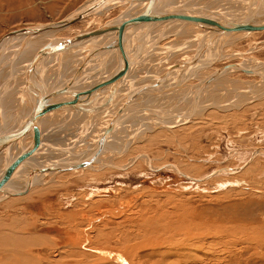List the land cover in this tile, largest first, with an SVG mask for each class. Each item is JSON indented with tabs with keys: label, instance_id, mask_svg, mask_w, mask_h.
Returning <instances> with one entry per match:
<instances>
[{
	"label": "rangeland",
	"instance_id": "obj_1",
	"mask_svg": "<svg viewBox=\"0 0 264 264\" xmlns=\"http://www.w3.org/2000/svg\"><path fill=\"white\" fill-rule=\"evenodd\" d=\"M90 1L0 0V38L17 28L63 19ZM170 2L171 4H167L168 7L174 5L181 9L199 7V10L207 13L203 9L205 8L213 16L215 11H218L233 22L253 13L259 0H170ZM184 3L187 5L183 6ZM128 5L124 1L114 2L109 8L107 7L108 10L104 8L102 12L100 11V15L87 17L71 25L73 30L69 29L70 27L62 29H65L66 33L72 32L71 37L81 31H91L115 19L118 14L119 17ZM136 5L125 10L127 15H134ZM142 9L145 10V6ZM120 20L122 22L128 19L121 17ZM158 25L142 27L128 37L129 53H134L133 56H136L135 52L141 51V54L135 57L139 59L133 62L123 88L117 89L109 103L104 104L105 97L97 100L95 105L98 108L89 110L90 113L84 111L81 115H77L75 113H80L79 111L74 113L58 111L64 116L53 114L52 119L48 118L49 115L40 119L39 124L43 127L45 140L69 147L70 151L60 153L63 149L68 150L61 148L60 151L51 150L52 154H49L50 150L47 149L50 147L46 142L47 145L43 144L45 147L42 145L43 149L41 147V152L39 151L35 157L47 158L46 160H52V163H65L64 161L71 158H83L103 138L101 136L108 131L113 121L119 120L120 114L125 109L128 110L133 104L149 105L155 109L135 108L133 114L137 113L140 116L136 114L133 117H131L132 110H128L131 115L125 116L123 119L126 122L122 119L123 121L118 125L122 130L116 127L109 136L103 155L95 156V160L85 168L46 173L42 176L40 174L36 178L33 177L31 183L27 181L28 178H24L26 176L24 174L16 178L13 186L16 184V188L25 187L26 183H29V188L12 196L0 194V234L5 232V235H12L14 232L13 236L15 235L17 239L25 240L27 245H30L29 240L33 241L34 244H31L33 247H40L38 249L45 250L51 257H55L59 249H63L62 246L57 248L53 244L58 245L62 242L64 244L66 234H78L80 241L74 242L77 254L72 252L65 259L78 261L79 264H117V262L121 264L120 257H124L121 251L126 244H132L134 252L129 256L131 259L125 260V264H152L159 257L164 260L160 264H176L178 262L175 258L170 256L169 259L164 258L162 251L166 244L161 245L160 250L153 249L151 245L146 246L147 237L150 240L156 234L172 232L171 228L177 225L181 217L190 214L193 210L196 212L203 210L211 219L208 217L210 220L207 221L205 218H200L206 222L202 234L211 233L216 236L212 242L219 245L227 242L225 233L222 235L217 233L220 223H232L237 228L242 227L244 234L248 233L245 237L243 234L240 235L241 238H246L242 240L245 247L240 250V256L222 264H264V69L262 67L258 69L259 66L264 65V29L216 37L215 40L213 39L216 44L210 43L215 47L210 46L202 51L203 44H209L210 39L209 34L206 36V29L181 20ZM155 27L157 28L154 33ZM62 29L55 30L56 39L64 33ZM108 34L109 32L106 35ZM34 38L29 37L27 41L26 38L19 37L8 42V46H12L10 49H4L0 57V60L5 58L8 64L4 65L1 60L0 73L9 75V71H3L4 68L13 72L19 67L26 66L28 63L26 59L32 58L37 53L33 47H30L39 43ZM109 41L113 42L114 39L108 38L103 42L105 44L102 47L108 45ZM99 49H95L97 54L94 55L93 50H90L92 52L88 49L80 50L78 52L82 55L75 58H84L88 53L94 58L95 55H100ZM199 50L202 51L201 55L205 53L202 59L200 55L199 61L188 69L174 71L176 64L190 60ZM208 50L209 52L212 50L213 53H209ZM109 52L117 55L119 53L117 50H106L104 53ZM62 55H51V57L62 58ZM101 57L103 55L94 60L96 63L88 72L91 73L101 63L104 64L102 72L105 71L106 58ZM20 60L24 62H19ZM46 62L48 60H44L39 65L42 72L43 69L46 71L40 77L43 90L61 88L67 82L62 81L66 78L62 72L63 64L44 66ZM203 63H206L205 66ZM230 63L237 64L239 68L247 67L251 72L241 71L238 67H233L220 75L215 72L216 69ZM77 64L73 62L70 65L66 64V73L73 74L69 80L76 81L69 88L77 89L91 79L93 81L97 77L101 79L102 72L98 70V73L91 78L88 77L87 70L83 71L84 74L80 75L83 77H80L78 70L81 66L76 71ZM89 65L91 63L88 62L84 70ZM192 70L197 76H193L195 74ZM189 71L192 72L191 76ZM24 72L25 70H22V73ZM171 72L174 73L165 80L166 84L163 83V87L153 90L159 85V82H154L155 79ZM213 73L219 77L215 80L211 79L209 83L206 82ZM205 75L208 78L206 76L205 79ZM20 78L19 76L17 80L19 81ZM184 78L187 81L182 82ZM22 82L20 80V83ZM15 84L12 86L13 90L10 86L4 87L3 92L0 89L2 93L6 91L2 95L0 105L2 115L5 117L9 115L8 123L13 121L12 117H16L15 114L14 116L10 113L18 110L20 104L27 99L26 95L17 98L12 93L15 91L18 94ZM129 84L140 93L148 91L146 93H149V98L146 100L143 94L131 97L127 95ZM17 85L22 84L17 83ZM151 88L152 91H149ZM159 94L162 97L159 98ZM127 96L130 99L128 104L131 106L117 108ZM157 107L163 109L156 111ZM156 112L159 116L155 114ZM170 112H174L173 115ZM73 114L77 117L75 118ZM151 114L155 115L151 116ZM172 116L174 119L171 118ZM0 123H2L1 119ZM56 129L59 132L55 131ZM29 140L28 136L24 143L27 144ZM45 163L43 161V164ZM154 221L156 224L152 225ZM145 229L149 232L144 231ZM180 237L175 236L170 244L176 243ZM141 240L144 246L140 245ZM82 244H86L87 247L82 248ZM91 248L98 251L95 252ZM104 254L112 261L102 258Z\"/></svg>",
	"mask_w": 264,
	"mask_h": 264
},
{
	"label": "bare ground",
	"instance_id": "obj_2",
	"mask_svg": "<svg viewBox=\"0 0 264 264\" xmlns=\"http://www.w3.org/2000/svg\"><path fill=\"white\" fill-rule=\"evenodd\" d=\"M101 2L98 6H97V8H95L88 16H86V17H84V18H82V19H85V18H87V17H93V16H96V14H101V12H102V10L105 8H109V5L110 4H112V3H114V2H121V1H124V2H126L127 4H129L128 6H127V8L125 9V10H129L130 8H133L134 6H135V4H137L136 5V9H135V11H134V15L133 16H129V15H127V12L124 10L121 14H120V16L118 17V15H117V17L114 19H112V20H110L108 23H106V24H104L103 26H105V25H107V24H114L113 23V21L114 22H121V20H120V18L122 17V18H124V19H129V18H132V17H135V16H137V14L138 13H142L144 10L142 9L144 6H145V9H146V7L149 5V1L148 0H91L90 2H88L86 5H83L81 8H78V10H76V11H74L73 13H71V14H69V15H67L65 18H63V19H60V20H56V21H52V22H50V23H53V22H60V21H64L65 19H67V18H70V17H72V16H74L75 14H77V13H79V12H81V11H83V10H85V9H88V8H90L91 6H93V5H95L96 3H98V2ZM161 0H159V1H157V0H153V3H152V5H154L153 6V8H154V10H156V11H160V12H166L165 10H170V9H176V7H175V5L174 6H170V7H168L167 6V4H171V2L169 3H167L164 7H163V9H164V11H162L163 9L162 8H160L159 9V2H160ZM257 1V0H256ZM186 6L187 4L186 3H184L183 4V6ZM263 6H262V8H263V11H264V0H263V4H262ZM108 8H107V10H108ZM204 10H205V8H203ZM186 11H191V12H188V14H205V13H203L204 11L203 10H199V7H192V9L191 8H187V9H185ZM101 11V12H100ZM192 12H195V13H192ZM209 15V17H211V18H214V19H217V20H222V18H219L220 16H217L218 14H217V12H215V14H214V16L213 15H210V14H208ZM82 19H79V20H77V21H75V22H73V23H71V24H69V25H66V26H62V27H58V28H54V29H49V30H45V31H39V32H26V33H19V34H15V35H11V36H8V37H5V35L7 34H4L1 38H0V57H2V51L4 50V49H6V48H9L10 49V47L12 46V45H10V47L8 46V44L12 41V40H16V39H18L19 37H22V39L23 38H26V40L27 41H29L28 40V38L29 37H35L34 39L35 40H38V42L39 43H37V44H34V45H32V46H30V47H33L35 50V52H37L42 46H44L45 44H47L48 42H53V41H56V40H61V39H64V38H70L71 36H72V32H70V33H68V35H67V33L65 32V29L66 28H69L71 25H73V24H75V23H77V22H79V21H81ZM124 21V20H123ZM170 21H174V20H168V21H164V22H162V24L163 23H166V22H170ZM181 21H184V20H181ZM239 21V20H238ZM260 22H263V20H261ZM50 23H46V24H40V25H32V26H26V27H22V28H28V29H32V30H36V29H38V28H40V27H43V26H45V25H47V24H50ZM150 23H152V22H150ZM149 23V24H150ZM188 23H190V22H188ZM145 24H148V23H145ZM159 25H161V24H159ZM158 25V26H159ZM103 26H100V27H103ZM148 26V25H147ZM151 26H154V25H151ZM72 27V26H71ZM69 28V29H72L73 30V28ZM100 27H98V28H100ZM62 28H65V29H62ZM98 28H95V29H98ZM157 27H155L154 29H153V32L155 33V29H156ZM17 29H21V28H17ZM17 29H14V30H17ZM59 29H62L63 31H64V33L60 36V37H58V39H56L54 36H55V34H56V32H55V30H59ZM95 29H93V30H95ZM14 30H11V31H14ZM93 30H91V31H93ZM11 31H9V32H11ZM253 31H255V30H253ZM8 32V33H9ZM86 32H90V31H86ZM127 32V31H126ZM81 33H85V32H78V33H76V35H78V34H81ZM108 33V32H107ZM107 33H104V34H99V35H97V36H93V37H91V38H89V39H84V40H81V41H77V42H75V43H73V45H71L69 48H67V49H65V50H63V51H60V52H56V53H53V54H49L48 56H50V58H41L38 62H36V64L33 66L34 68H32L31 66H30V64H31V62H32V60H33V57L32 58H29V59H26L27 60V64H26V66L25 67H23V68H21V67H19V68H17L16 70H14L13 72H11L9 69H3V71L4 70H7V71H9V75L8 74H2V73H0V89H1V91L3 92V90H4V87H9L10 86V89H14V88H12V86L15 84V88L17 89V92H18V94L15 92V91H13L12 93H14V95L17 97V98H23V97H25V95L27 96V99L25 100V101H23L20 105H21V107L18 109V110H15V111H13L12 113H10V114H15L16 115V117L15 118H13L12 117V120L13 121H10L9 123H8V117H9V115L8 116H3L2 115V112H1V105H0V119H1V122L2 123H0V136H2V135H5V134H9V133H11L12 131H14V130H16V129H21L22 128V126H24L25 125V121H26V119H27V117H28V115H29V113L31 112L30 111V109H31V105H29V102H30V100H29V96H31L32 97V99H34L35 97H34V95L31 93V91H28V90H26V87H25V85L27 84V78H28V76H29V69L32 71V69H33V73L31 72V74L30 75H32L33 74V76L30 78L31 80H32V82L34 83V85H37V88L38 89H36V90H39L40 89V91L43 93V88H42V86H41V80H40V77H41V74H43V72H46L45 71V69H43V72H42V69L39 67V65H40V63L41 62H44V60H48V62H46V63H44V66H46V65H50L53 61H57L58 63H56V65L58 66H62V64H63V70H62V72H63V75H66L65 77L67 78L66 79V81L67 82H70V78L71 77H73V74H69V73H66L67 72V65L66 64H68V65H70V63H72L73 62V64L74 63H78V61L80 60V59H83L82 60V62H84V58H89L90 56H93L94 54H97L96 52H97V50H95V49H97V48H100L99 49V51L98 52H100V50H101V48H102V45H104L105 43H103V42H105V40H107L108 38H111V39H115V36H116V32H109V34L108 35H106ZM126 34V33H125ZM151 34H152V32H151ZM138 35V34H137ZM137 35H135V36H137ZM153 35V34H152ZM206 36H207V34H206ZM211 36V35H210ZM209 36V37H210ZM52 38H54L55 40H53ZM147 38V37H146ZM129 39V38H128ZM214 40H215V38H214ZM214 40H212L211 41V44H216L215 42H214ZM128 40H126V42H125V44H124V51H125V55H126V57L127 58H129L130 60H129V62H130V64H131V66L129 67V69L126 71V73L123 75V77L121 78V79H126L127 80V78L129 77V75L128 74H130V72H131V67H132V65H133V62L134 61H136L137 59H139V58H135V57H139L140 56V54H141V51H136L135 52V50H134V52L135 53H137V55L136 56H133L134 55V53H129L130 51H128V48H127V42ZM142 41V40H141ZM207 41V40H206ZM9 42V43H8ZM16 42V41H15ZM57 42V41H56ZM212 42H214V43H212ZM98 43H102V44H98ZM109 43H113L112 41H109ZM210 44V46H212ZM208 44L207 43H204L203 44V51H204V49H205V47L207 46ZM105 46H107V45H105ZM105 46H103V47H105ZM141 46V45H140ZM210 46L208 47V48H210ZM213 48L215 47V46H212ZM21 49V48H20ZM86 49H88L89 51L90 50H93V55L90 53H88V55H86L84 58H75V57H77V56H80V55H82V53H80V52H78V51H80V50H86ZM112 49H114V50H117L118 52H119V50H118V48H112ZM108 50V49H105L104 50V52L106 51V50H108V51H114V50ZM139 49V48H138ZM18 50V49H17ZM17 50H16V52H17ZM132 50V49H131ZM143 50V49H142ZM207 50V49H206ZM213 50V49H212ZM212 50H211V52H212ZM90 52H92V51H90ZM102 53V55H103V57L104 58H106L105 60H106V67H105V71L104 72H102V69L104 68V64L102 65V63L101 64H99V65H97L98 67H99V71L100 72H102V76L100 77L101 78V81H105V80H107L108 78H109V74L113 71L112 69H114L115 67L114 66H116V64H117V66H118V64L119 65H121V55H120V53H118V55L117 54H115L114 52L112 53V52H109V53ZM133 52V51H132ZM208 52H209V50H208ZM211 52H209V53H211ZM62 53L64 54V55H62ZM213 53V52H212ZM101 54V53H100ZM105 54H107V55H105ZM138 54H139V56H138ZM203 54L205 55V53L203 52ZM203 54L201 55V59L204 57L203 56ZM31 55V54H30ZM29 55V56H30ZM51 55H54V56H59V55H62V58H61V56H60V58H55L54 56V58H52L51 57ZM101 55V56H102ZM47 56V57H48ZM119 56V57H118ZM28 57V56H27ZM103 57H101V58H103ZM17 58V57H16ZM16 58H13V60H15V61H17L16 60ZM65 58H71V59H67V60H65V62H63L64 61V59ZM103 58V59H104ZM209 58H211V57H209ZM63 59V60H62ZM96 59V58H95ZM95 59H92L91 61H94ZM200 59V58H199ZM1 60H2V58H1ZM1 60H0V62H1ZM8 60H9V58L7 59V62H8ZM25 60V61H26ZM58 60H60V61H58ZM102 60V59H101ZM207 60H208V58L206 59V62H207ZM247 60V59H246ZM31 61V62H30ZM199 61V60H198ZM210 61V60H209ZM2 62H4V65H7L8 63H6V60H5V58L2 60ZM19 62H24V60H20ZM94 62H96V61H94ZM103 62V61H102ZM98 63V62H97ZM247 63V62H246ZM88 64V63H87ZM86 64V65H87ZM95 64V63H94ZM204 64V63H203ZM206 64V63H205ZM205 64H204V66H205ZM245 64V63H244ZM250 64V63H249ZM257 64V63H256ZM55 65V66H56ZM243 65V64H242ZM246 65V64H245ZM261 65V64H260ZM200 66V65H199ZM202 66V65H201ZM200 66V67H201ZM204 66H202V67H204ZM259 66V65H258ZM98 67L97 68H95L93 71H97L98 70ZM200 67H199V69H200ZM235 67H238V66H235ZM250 67V66H249ZM260 67H262V69H264V65H261V66H259L258 67V69L260 68ZM89 68H90V65L87 67V69H85L84 71H86L87 70V73H88V77H90V75L93 73V71L90 73V72H88V70H89ZM239 68V67H238ZM240 68H244V69H247V67H244V66H241ZM47 69H49V68H47ZM186 69H188V68H186ZM192 69H194V68H192ZM195 69L197 70V68L195 67ZM194 69V70H195ZM224 69V68H223ZM233 69V68H232ZM257 69V68H256ZM262 69H260V70H262ZM22 70H25V72L24 73H22ZM51 70V69H50ZM104 70V69H103ZM185 70V69H184ZM195 70V71H196ZM217 71H215L216 73H218V75H220L221 73L223 74V72L224 71H227V70H231V67H228V69L226 68V69H224V70H221V69H216ZM248 70H250V69H248ZM37 71V72H36ZM52 71V70H51ZM91 71V70H90ZM109 71H110V73H109ZM179 71V70H178ZM177 71V73H179ZM193 71V70H192ZM199 71V70H198ZM197 71V72H198ZM202 71V70H201ZM2 72V71H1ZM11 72V73H10ZM35 72H36V74H35ZM73 72V71H72ZM83 72V71H82ZM81 72V73H82ZM182 72V71H181ZM194 72V71H193ZM264 72V71H263ZM4 73V72H3ZM37 73H38V76H37ZM171 73H173V72H171ZM171 73H169V74H167V75H162V76H158V79H155V81L154 82H159V85H156L155 86V88H153V90H155V89H157V88H161V86L163 85V83H165V81H164V77H168V76H170V74ZM190 73H192V72H190L189 71V76H191L190 75ZM201 73V72H200ZM211 73V72H210ZM257 73V72H256ZM21 74V75H20ZM44 74H46V73H44ZM52 74V73H51ZM194 74H195V72H194ZM8 75V76H7ZM47 75V74H46ZM80 75V74H79ZM111 75V74H110ZM175 75H176V72H175ZM199 75V74H198ZM7 76V77H6ZM21 77L20 78V80L21 81H23L22 83H20V80L18 81L17 80V78L18 77ZM93 76H95L94 74L91 76V77H93ZM133 76V75H132ZM142 76V75H141ZM164 76V77H163ZM193 76H197L196 74L195 75H193ZM206 76L207 75H205V79H206ZM39 77V78H38ZM87 77V76H86ZM219 76H217L215 73H213V74H211L210 75V77L208 78V76H207V81L206 82H210V80L211 79H213V80H215L216 78H218ZM98 78V77H97ZM135 78H137V77H135ZM141 78V77H140ZM146 78V77H145ZM148 78V77H147ZM174 78V77H173ZM186 78H187V76H186ZM191 78V77H190ZM99 79V78H98ZM103 79V80H102ZM138 79V78H137ZM36 80V81H35ZM77 80V79H76ZM100 80V79H99ZM142 80H143V77H142ZM144 80H146V79H144ZM202 81H203V79H201ZM44 81V80H43ZM94 81H96V79L94 80ZM92 79L90 80V81H88V82H86V83H83V85H81L79 88H73V89H75V90H79V91H84V90H87V89H90V88H94L95 86L97 87V85L95 84L96 82H94ZM100 81V82H101ZM123 81V80H122ZM184 81H187V80H185V78L183 79V81L182 82H184ZM37 82V84H35ZM100 82H98V83H100ZM103 82H101V84H103ZM168 82V81H167ZM17 83H19V84H22V85H17ZM97 83V84H98ZM121 83V82H120ZM125 83V82H124ZM176 83V82H175ZM178 83V82H177ZM203 83V82H202ZM67 84V83H66ZM95 84V85H94ZM100 84V85H101ZM121 84H123V83H121ZM166 84V83H165ZM207 84V83H206ZM207 85H209V84H207ZM216 85V84H215ZM133 86V85H132ZM135 86H137V85H135ZM199 86V85H198ZM130 87V86H129ZM163 87V86H162ZM200 87V86H199ZM199 87H197V88H199ZM46 88V87H45ZM204 88V87H203ZM201 89V88H200ZM28 91V92H27ZM150 91H152V88L150 89ZM201 91V90H200ZM2 92H0V102H1V99L3 98V96L2 95H4L5 94V92L4 93H2ZM39 92V91H38ZM74 92H78V91H74ZM147 92V91H146ZM152 93V92H151ZM162 93H164V92H162ZM162 93H161V95H162ZM196 94V93H195ZM148 95V94H147ZM160 94H159V98H160V96H161ZM181 95V94H180ZM198 95V94H197ZM63 96H74V93H69V94H66V95H61V96H59V99L60 98H64ZM115 96V95H114ZM113 96V97H114ZM143 96L145 97L146 96V94H143ZM150 96V95H149ZM149 96H146L145 98H146V100H147V98H149ZM163 96V95H162ZM161 96V97H162ZM184 96V95H183ZM194 96V95H193ZM199 96H200V94H199ZM106 96H98V97H96V98H91L90 100H88V101H81L80 103H82V102H84V104L82 103V104H80V103H78V106L79 107H87V105H88V107H90L91 109H96L97 108V106L95 105L96 104V102H97V100H99V99H104ZM66 98V97H65ZM164 98V97H163ZM198 98V97H197ZM55 100H57V97L55 98ZM67 100V99H66ZM71 100V99H70ZM114 100V99H113ZM159 100L160 99H158V102H159ZM162 100V99H161ZM193 100H194V98H193ZM201 100V99H200ZM199 100V101H200ZM35 101V99L32 101V102H34ZM64 101V100H63ZM68 101V100H67ZM195 101H196V99H195ZM198 101V100H197ZM141 102H143V100L141 101ZM201 102V101H200ZM147 104H148V102H146ZM152 103V102H151ZM30 104H32V103H30ZM153 104V103H152ZM158 104V103H157ZM156 104V105H157ZM196 105V104H195ZM195 105H193V106H195ZM198 105H199V103H198ZM96 106V107H95ZM149 106V105H148ZM146 106L145 107V105L143 106V105H134L133 104V106H131V107H129L128 109L129 110H132V115L130 114V112H128V110H125V111H123V113H121L120 114V116H119V120H117V121H114V123H115V125L113 126L114 128H112V130H110V131H106V132H104V134H103V138H101V140L96 144V145H94V147H93V155H96V153H97V149L99 148V146H101V150H100V152H99V154L98 155H100V154H102V152L104 151V149L107 147V145H108V141H109V139H110V137L109 136H111L113 133V131L114 130H116V127H118V129H119V123L120 122H122L124 119H125V116H129V115H131V117H133V115H136V114H133V113H135V112H133V110L135 109V108H139V107H143V109H148V110H153V109H155V108H151V106ZM159 106V105H158ZM93 107V108H92ZM196 107H197V105H196ZM198 107H200V106H198ZM142 109V108H141ZM197 109V108H196ZM13 110V109H12ZM57 110V109H56ZM60 110H64V111H67V112H72L73 111V113H74V110H72V109H70V110H68V109H60ZM170 110V109H169ZM51 111H53V110H51ZM140 111V110H139ZM145 110H143V112H144ZM156 111H160V109H159V107H157V110ZM91 112V111H90ZM89 112V113H90ZM126 112V113H125ZM138 112V111H137ZM143 112H141V114L142 115H144L143 114ZM146 112V111H145ZM149 112V111H148ZM154 112V111H153ZM187 112H188V110H187ZM187 112H186V114H187ZM47 113V112H46ZM174 113V112H173ZM173 113H171L170 112V114H172L173 115ZM178 113V112H177ZM146 114V113H145ZM155 114H158V116H159V113H155ZM154 114V115H155ZM176 114V113H175ZM180 114H182V113H180ZM185 114V113H184ZM12 115V116H13ZM14 115V116H15ZM74 115V114H73ZM90 115V114H89ZM138 115V114H137ZM154 115H152L151 114V116H154ZM44 116V115H43ZM69 116V115H68ZM138 116H140V115H138ZM162 116H160V118H161ZM174 116H172L171 118H173ZM185 117V116H184ZM4 119V122H3V119ZM124 118V119H123ZM130 118V117H129ZM147 118V117H146ZM149 118H151V117H149ZM157 118V117H156ZM160 118H158V119H160ZM181 118V117H180ZM187 118V117H186ZM16 119V120H15ZM123 119V120H122ZM137 119V118H136ZM153 119V118H152ZM158 119H156L157 120V122H158ZM162 119V118H161ZM161 119H160V121H161ZM166 119V118H165ZM170 118H168V120H169ZM174 119V118H173ZM10 120V119H9ZM15 120V121H14ZM75 120V119H74ZM65 121V120H64ZM125 121V120H124ZM148 121V120H147ZM155 121V120H154ZM166 121V120H165ZM68 122V121H67ZM85 122V121H84ZM126 122V121H125ZM150 122V121H149ZM163 122V121H162ZM162 122H160V123H162ZM173 122V121H172ZM10 123H11V125H10ZM88 123V122H87ZM90 123V122H89ZM16 124V125H15ZM39 124V123H38ZM68 124V123H67ZM74 124V123H73ZM159 124V123H158ZM163 124V123H162ZM174 124V123H173ZM172 124V125H173ZM179 124V123H178ZM146 125H149V124H146ZM17 126V127H16ZM39 126H40V130H41V147H42V149H43V144H46L47 145V143L46 142H48V141H46L45 140V137H46V135L43 133V128H42V126L39 124ZM73 126V125H72ZM89 127V126H88ZM124 127V126H123ZM146 127V126H145ZM149 127V126H148ZM167 127H169V126H167ZM63 128V127H62ZM72 128V127H71ZM122 128V127H121ZM119 129V130H122V129ZM73 129V128H72ZM88 129V128H87ZM109 129V128H108ZM107 129V130H108ZM66 130V129H65ZM139 130V129H138ZM144 130H145V128H144ZM55 131H57V129L55 130ZM90 131V130H89ZM101 131V130H100ZM57 132H59V131H57ZM61 133V132H60ZM74 133V132H73ZM87 133V132H86ZM47 134V133H46ZM57 134V133H56ZM55 134V135H56ZM65 134V133H64ZM85 133H83V135H84ZM44 135H45V137H44ZM53 135L54 134H52V137H53ZM30 137V140H29V142L26 144V143H24V140L25 139H27V137ZM49 136H50V134H49ZM79 136V135H78ZM80 136H82V135H80ZM79 136V137H80ZM87 136V135H86ZM88 136H89V133H88ZM118 136V135H117ZM142 136V135H141ZM48 137V136H47ZM109 137V138H108ZM54 138V137H53ZM56 138V137H55ZM59 138V137H58ZM108 138V139H107ZM22 139V140H21ZM72 139V138H71ZM81 139V138H80ZM32 140H33V131L32 130H27L26 132H25V134H23L18 140H16L15 141V143L13 142V143H11V145H9V146H7V147H5V148H3V149H1L0 150V174L3 172V170L6 168V166L7 165H9L12 161H14L16 158H17V156H19V154L22 152V151H24L26 148H28V146L32 143ZM53 141V140H52ZM73 141V140H72ZM45 142V143H44ZM50 142V141H49ZM48 142V143H49ZM116 142V141H115ZM60 143V142H59ZM69 143V142H68ZM84 143V142H83ZM82 143V144H83ZM117 143V142H116ZM119 143V142H118ZM122 143V142H121ZM61 144V143H60ZM43 145V146H42ZM104 145V146H103ZM121 145V144H120ZM12 146H14L13 148H12ZM41 147H39L31 156H29V157H27L26 159H25V161L23 162V164H21L16 170H15V172L13 173V175L11 176V178H10V180L6 183V185L4 186V188H3V190L2 191H0V194H7V196H12V195H14V194H18V193H20V192H22V190H23V192H24V190H27L28 188H29V183H26V185H25V187H15L16 186V184H15V186H13L14 185V182H15V179L16 178H18V177H20V176H24V175H26V176H24V178H28V182H32V180H34L33 179V177L34 178H36V176H39L40 174H41V176H42V174H46V173H52V172H60V171H64V170H59V169H57V170H47V171H44V172H38V170L39 169H41V168H45V167H50V166H53V167H55V168H62L63 166V164H59L58 162H54V163H52L51 161L52 160H46L47 158H39V159H36V155L39 153V151L41 150ZM45 147V146H44ZM48 147H50V148H48L47 149V147H46V149L49 151L48 153L49 154H52V151L51 150H58V151H60V149L61 148H67V147H65V146H59L58 144H53L52 142L51 143H49V145H48ZM88 148H90V147H88ZM45 149V148H44ZM45 149V150H46ZM67 149H69V147L67 148ZM72 149V148H71ZM64 150V149H63ZM63 150H61V151H63ZM60 151V152H61ZM109 151V150H108ZM126 151V150H125ZM11 152V153H10ZM41 152V151H40ZM55 152V151H54ZM57 152V151H56ZM55 152V153H56ZM65 153V152H64ZM108 153V152H107ZM110 153V152H109ZM84 154V153H83ZM112 154V153H111ZM97 155V156H98ZM103 155V154H102ZM11 156V157H10ZM92 157V156H91ZM109 157V156H108ZM90 157H87V158H85V159H89ZM58 159H60V158H58ZM72 159V158H71ZM112 159V158H111ZM39 160H42V161H39ZM57 160V159H56ZM84 160V159H83ZM39 161V162H38ZM43 161H45L46 163L45 164H43ZM54 161V160H53ZM58 161V160H57ZM42 162V164H39V163H41ZM75 162V161H74ZM5 164V165H4ZM2 166V167H1ZM85 167H87V166H85ZM85 167H82V168H85ZM75 169H77V168H75ZM25 170V171H24ZM71 170H73V169H71ZM24 172H26V173H24ZM22 174H24V175H22ZM190 178H192V179H197V178H193V177H190ZM36 180V179H35ZM198 180V179H197ZM17 181V180H16ZM31 187V186H30ZM190 210H192V209H190ZM184 217H186L187 219L186 220H184L183 218ZM184 217H181L180 218V220L178 221V223H177V225L175 226H173L172 228H171V230H172V232H168V233H165V234H156V235H154V236H152V238L149 240L148 239V237H147V242L145 243L146 244V246H148V245H151L152 247H153V249H157V250H160V247H161V245H164V244H166V246H165V251L163 250L162 252H163V255H164V258L166 259H169L168 258V256H170L171 258H175V261H177L178 263H176V264H222V262H224V261H233V258H235V257H239L240 256V250H243V247H245V245H244V242L242 241V240H245L244 238H241L240 237V235L241 234H243L244 235V237H245V235H248V233H246V234H244L243 233V228L242 227H236L234 224H232V223H229V224H223V223H220L219 224V226H218V229H217V233L219 234V235H222L223 233H225V235L227 236V242L224 244V245H219V243H216V242H212V239L214 238V237H216V236H213V234H211V233H207V234H202V230L203 229H205V226H206V222L203 220H200V218H205L207 221L208 220H210L211 218L208 216V215H206L205 214V212L203 211V210H198L197 212L196 211H192V212H190V214H188V215H186V216H184ZM210 219H209V218ZM197 220H198V222H197ZM149 223V222H148ZM152 225L153 224H156V221H154V222H152L151 223ZM132 226H134V225H132ZM15 231V230H14ZM144 231H147V232H149V230L148 229H145ZM13 232V231H12ZM260 232V231H259ZM29 233V232H28ZM142 233V232H141ZM140 233V234H141ZM13 234H15L14 232H13ZM13 234L12 235H5V232H2L1 234H0V264H79V262L78 261H76V262H73L72 260H70V259H65V257H69V254L70 253H72V252H75V254H77V249L76 248H74L75 247V243L74 242H76V241H80V238H79V235L78 234H75V235H69V234H66L65 236H66V240H64V244H63V242L62 243H59L58 245H56V244H53V246L55 247H59V246H62L63 247V249H59V251H58V253L56 254V256L55 257H51L45 250H43V249H38V248H40V247H33L31 244H34V242L33 241H31V240H29L30 241V245H27L26 244V241L25 240H21V239H17L16 237H15V235L13 236ZM16 235H18V234H16ZM69 235V236H68ZM127 235H125V239H127V237H126ZM164 236H166V237H164ZM175 236H181L178 240H176V243L175 242H171V244H170V241H172V240H174V238H175ZM219 238H222V236H218ZM41 238V237H40ZM48 240V239H47ZM145 240V239H144ZM85 241V240H84ZM13 242V243H12ZM88 242V241H87ZM86 242V243H87ZM143 242V240H141V243L140 242H137L138 244L140 243V245L142 244L143 246H144V242ZM85 243V242H84ZM136 243V244H137ZM73 244V246H71ZM132 245V244H131ZM131 245H125L124 246V248H122V253H123V255H124V257H120V262H121V264H125V260H129V259H131L129 256L131 255V254H133V252H134V248H133V246H131ZM140 245H138L139 247H141ZM168 245V246H167ZM10 246V247H9ZM135 247H136V245H134ZM81 247L82 248H84V247H87L86 246V244L84 245V244H82L81 245ZM241 247V248H240ZM72 248H73V250H72ZM164 248V247H163ZM162 248V249H163ZM91 250H93V251H95V252H97L98 251V249L96 250L95 248H91ZM105 250H108V248H105ZM139 250V249H138ZM144 250V249H143ZM140 251V250H139ZM152 251V250H151ZM154 251V250H153ZM49 252V251H48ZM152 253V252H151ZM158 253V252H157ZM167 253V254H166ZM153 254V253H152ZM154 254H156V253H154ZM90 256H91V254H89ZM114 255V254H113ZM122 255V256H123ZM104 256V257H103ZM102 256V258H106V259H108V260H111L112 261V259H110V257L108 256V255H103ZM106 256V257H105ZM160 258V257H159ZM157 259V261L156 262H152V264H160V263H163L164 262V260L163 259ZM62 259H65V260H62ZM119 259V258H118ZM117 262V261H116ZM93 263H96V262H93ZM86 264V263H85ZM91 264V263H90ZM117 264H118V262H117ZM173 264H175V263H173ZM233 264V263H232Z\"/></svg>",
	"mask_w": 264,
	"mask_h": 264
},
{
	"label": "water",
	"instance_id": "obj_3",
	"mask_svg": "<svg viewBox=\"0 0 264 264\" xmlns=\"http://www.w3.org/2000/svg\"><path fill=\"white\" fill-rule=\"evenodd\" d=\"M149 5L146 7V9L140 13L139 15L129 18L128 20L122 21V22H114V24H107L103 27H100L98 29H95L90 32H85L81 33L78 35H75L70 38H64L61 40H56L53 42H48L44 46H42L35 56L33 57V60L30 64L32 68L38 62L41 58L47 57L49 54H53L56 52L63 51L67 48H69L73 43L77 41H81L84 39H89L93 36H97L99 34H104L107 32H116L115 39L113 43H109L107 46L102 47L100 50V53L102 54L105 49L111 50L112 48H118L119 53L121 55V65L118 64V66L114 69V71L111 74V77H109L107 80L103 82V84L90 88L81 92H71V90L68 89V86L60 89H55L50 91L49 93L44 92L42 93L38 89L36 85L33 84L32 80L30 79L32 75V71L29 69V76L27 78V84H26V90L31 91V93L35 96V101L31 102L32 103V110L30 114L28 115L25 125L22 126L21 129H16L12 131L9 134H5L0 136V150L11 145V143L15 142L18 140L27 130H32L33 131V140L32 143L26 148L24 151H22L17 158L12 161L9 165L6 166V168L3 170V172L0 174V191L3 190L4 186L6 183L10 180L11 176L15 172V170L23 164L25 159L29 156H31L39 147H41V132H40V127L38 124V120L43 117V115L46 114V112H49L51 110H60V109H72L74 111H88L92 110L90 107H79L78 103L81 101H88L91 98H96L100 96H106L104 104L108 103L113 95L116 93L117 89L119 88L121 78L123 75L126 73V71L129 69L131 66L128 58L125 55L124 51V44L128 37H130L132 34H134L137 30H139L142 27L145 26H151V25H158L161 24L164 21L168 20H184L187 22H190L191 24H194L196 26H199L203 29H206V34L211 35L209 39V44L206 46L205 50L208 49L210 46L211 41L219 36L227 35V34H236L239 32H250L253 30H261L264 29V11L262 8L263 0H259V3L256 6V9L254 10L253 13L248 14L246 17L242 18L239 21H231L229 20L226 16H224L222 13L217 12V16H220L219 18H222V20H217L214 18L209 17L208 14H210L208 10L205 15L202 14H188V12L191 11H186L185 9L181 8H176V9H170V10H165L166 12H160L154 10L152 3L153 0H148ZM159 1V0H157ZM170 0H161L159 2V9L162 8L169 2ZM101 2L99 1L95 5L91 6L88 9H85L74 16L65 19L64 21L60 22H53L50 24H47L43 27H40L36 30L28 29V28H21L17 29L14 31H11L5 35V37L15 35V34H21V33H28V32H41L49 29H54L62 26L69 25L79 19H82L86 16H88ZM164 11V9L162 10ZM212 12V11H211ZM222 14V15H221ZM263 20V22H260ZM152 22V23H150ZM148 23V24H145ZM150 23V24H149ZM127 31V32H126ZM126 33V34H125ZM203 51V50H202ZM201 50H199L193 58H191L188 61L178 63L175 65L173 68L174 71L176 69H186L196 63L199 60V57L201 55ZM100 55H95L94 58H85L84 62L82 63L81 67L78 70V73L81 72L86 64L91 62L92 59H95ZM237 64L235 63H230L228 65H225L221 67V70L228 69V67H235ZM224 68V69H223ZM237 68V67H236ZM239 70L244 71V72H251L247 69L244 68H239ZM36 74V72H35ZM71 85V83L69 84ZM39 91V92H38ZM74 93V99L70 100L68 102H57L55 100L56 97H59L65 93ZM129 98V97H128ZM126 99L124 107L128 104L130 99ZM123 107V108H124ZM98 108V107H97ZM122 108V110H124ZM121 110V111H122ZM94 112V111H93ZM115 125L114 121L109 126L108 131L111 130L112 126ZM101 150V146L97 149L96 155L90 157L89 159H84L79 162H65L63 163L62 168H55L53 166L50 167H45L41 168L38 170V172H44L47 170H71L75 168H80V167H85L92 163L95 160V156L99 154Z\"/></svg>",
	"mask_w": 264,
	"mask_h": 264
},
{
	"label": "crops",
	"instance_id": "obj_4",
	"mask_svg": "<svg viewBox=\"0 0 264 264\" xmlns=\"http://www.w3.org/2000/svg\"><path fill=\"white\" fill-rule=\"evenodd\" d=\"M67 59H71V58H65L63 62H65V60H67ZM81 63H82V62H78L77 67H76V69H75L76 71L78 70V67L82 65ZM90 63H91V65H90L89 71L93 68V64L96 63V62L91 61ZM71 64H72V63H71ZM53 65H56L55 61H53L49 66H53ZM54 67H55V66H54ZM114 67L116 68V67H117V64H116V66H114ZM115 68H114V69H115ZM114 69H112V70L114 71ZM75 70H74V71H75ZM82 71H84V69H83ZM98 71H99V67H98ZM98 71H93V73L90 75V78H91V76H92L93 74L98 73ZM113 71H112V72H113ZM36 72H37V71H36ZM84 72H85V71H84ZM84 72H83V73L79 72L78 74L82 75V74H84ZM112 72L110 73V71H109L110 74H112ZM173 73H174V72H173ZM173 73H171L170 76H168V77H164V76H163V77H164V81L167 80V78L171 77V75H172ZM110 74H109V77H111ZM80 75H79V76H80ZM37 76H38V73H37ZM80 77H83V76H80ZM38 78H39V77H38ZM98 78H99V77H98ZM98 78H96V81H94V82H96L95 84H96L97 86H99V85L101 84V82H103V81H101V79L99 80ZM65 79H67V78H65ZM65 79H62V81H63V82L66 81ZM82 80H84V79H81V81H82ZM102 80H103V79H102ZM122 80H123V81H122ZM62 81H61V82H62ZM100 81H101V82H100ZM125 81H126V79H121V83H123V84L120 83L119 87L124 86V82H125ZM75 82H76V81L73 79V80H71L70 82H66L67 84L65 83L61 88H64V87L68 86V89L71 90V92H74V91L81 92V91H79V90H75V89H73V88H69V86L71 87ZM98 82H100V83H98ZM70 83H71V85H69ZM97 83H98V84H97ZM33 84H34V83H33ZM95 84H94V85H95ZM36 86H37V85H36ZM128 86H130V87L128 88L129 91L127 90V91H128V94H127V95H129L130 97H131V96H135V95H139V94H147L146 91H142V92L140 93L139 90H134V88H133V86H132L131 84H129ZM95 87H96V86H95ZM126 87H127V86H126ZM131 87H132V88H131ZM122 88H123V87H122ZM122 88H121V91H122ZM55 89H57V87H54V88H52V89H50V90H49V88H48V90H47V91L44 90V92L49 93L50 91L55 90ZM59 89H60V88H59ZM149 91H150V90H149ZM147 92H148V91H147ZM66 94H69V93L67 92V93H65V94H63V95H66ZM148 94H149V93H148ZM129 96H127V98H128ZM146 96H149V95H146ZM34 97H35V96H34ZM63 97H64V98H60V99H59V97H57V100H56V101H57V102H60V101H62V102H68V101H70V99H71V100L74 99V96H72V97H71V96H70V97H69V96H68V97H67V96H63ZM65 97H66V98H65ZM34 99H35V98H34ZM34 99H32V97L29 96V100H30L29 105H31V109H30V111L32 110V104H30V103H31ZM66 99H67L68 101H67ZM63 100H64V101H63ZM125 101H126V99H123L122 103H121L117 108H120V107H122V106L124 107L123 104H125ZM79 103H80V102H79ZM108 103H109V102H108ZM96 104H97V103H96ZM107 105H108V104H107ZM127 105H129V104H127ZM127 105H126V106H127ZM129 106H131V105H129ZM132 106H133V105H132ZM12 107H13V106H12ZM145 107H146V106H145ZM92 108H93V107H92ZM159 109L162 110L163 108H160V107H159ZM125 110H127V109H125ZM128 110H129V109H128ZM53 111H54V112H53ZM53 111H49V112H47L44 116L46 117L47 115H49L48 118L52 119V117H53L52 115H53V114H57L58 116H59V115H62L61 113H59L60 111H62L63 113H65V112H66V113H69V112L64 111V110H53ZM58 111H59V112H58ZM51 112H53V113H51ZM79 112H80V113H75V114H77V115L80 114V115H81L84 111H79ZM87 112H89V110H88ZM49 113H50V114H49ZM72 113H73V111H72ZM125 113H126V112H125ZM29 114H30V113H29ZM77 115H74V117L76 118ZM44 116H43V117H44ZM62 116H64V115H62ZM59 117H60V116H59ZM41 118H42V117H41ZM41 118H40V119H41ZM40 119L38 120V123H40V122H39ZM39 127H40V126H39ZM42 128H43V127H42ZM40 132H41V130H40ZM43 133H44V131H43ZM101 137H102V136H101ZM41 141H42V140H41ZM59 146H61V145H59ZM103 146H104V145H103ZM67 148H68V147H67ZM67 148H66V149H67ZM91 149H92V150L89 151L88 154H87L86 156H84L83 158H80V159H69V160L64 161V162H74V161H75V162H79V161H81V160H83V159H85V158H87V157L94 156V155H93V147H92ZM69 151H70L69 149H68V150H63V151L60 152V153H64V152L67 153V152H69ZM68 158H69V157H68ZM94 158H95V157H94ZM59 164H63V162H62V163H59ZM90 164H91V163H90ZM90 164H89V165H90ZM89 165H87V166H89ZM81 168H82V167H80V169H81ZM78 169H79V168H78Z\"/></svg>",
	"mask_w": 264,
	"mask_h": 264
}]
</instances>
